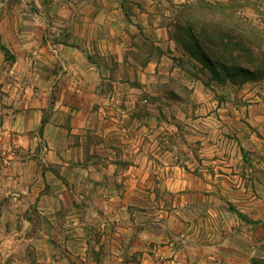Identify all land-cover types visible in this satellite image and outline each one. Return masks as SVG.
Masks as SVG:
<instances>
[{
  "label": "crops",
  "instance_id": "obj_1",
  "mask_svg": "<svg viewBox=\"0 0 264 264\" xmlns=\"http://www.w3.org/2000/svg\"><path fill=\"white\" fill-rule=\"evenodd\" d=\"M186 2L189 0H120L107 7L113 12L106 11L105 19L103 9L93 5L86 19L93 26L92 32L77 38L90 47L71 46L76 63L70 60L69 52L45 50V56L61 61L54 74L57 77L45 83L52 89L54 102L46 88L35 89L36 98H42L39 104L16 108L10 101L0 114V159L2 151H12L5 162L0 160V264H52L54 259L47 251L57 250L58 243L74 260L93 244L99 251V264H230L229 255H237L213 241L215 230L217 240H221L222 228L208 226L214 210L202 203L222 194L226 200L241 203L247 212L244 209L249 203L261 202L260 187L256 189L254 182L252 192L241 174L250 168L245 154L256 158L255 145L250 151L243 146L262 133L264 98L261 85H254L255 81L241 84L252 87L239 97L205 94L209 86L219 83L210 79L208 68L197 57L177 48L172 31L175 20L164 16ZM258 2L246 7L254 12L257 7L264 10V0ZM123 10L129 11L128 16ZM100 58L109 62L105 66H110L106 71H111L112 78L108 80L125 85L129 94L123 98L126 114L122 117L126 125L128 118L129 123L136 122L135 132L130 134L137 137L125 149L131 156L129 163L118 164L99 156V150L107 149L103 144L84 149L82 139L90 133L91 116L75 119L56 111L64 104L57 101L55 89L68 87L71 79L82 85L77 88L80 93L98 90L100 79L105 80L101 78ZM72 73H76L75 78ZM153 83L191 85V96L188 101L166 93L145 98L132 93L138 89L130 87ZM48 103L53 107L43 114ZM135 107L139 112L133 114ZM107 118L93 115L95 126L106 127ZM74 136L79 138L77 145L71 143ZM171 138L170 147L167 143ZM164 155L170 159L162 160ZM153 183L177 187L173 192L195 196L201 203L181 210L174 192V196L168 195L173 204L156 202L155 208H150L144 205L145 195L139 193V204L136 199L135 203L129 200L133 205L129 204V211L123 209L127 208L123 203L128 201V186L132 193ZM123 186L126 191L119 194ZM189 217L203 221L199 225L185 223L183 219ZM37 220L39 226L35 225ZM123 230L125 236L121 235ZM90 232L98 239H91ZM199 234L205 238L193 241L192 236ZM23 248L32 253L30 259L17 253Z\"/></svg>",
  "mask_w": 264,
  "mask_h": 264
},
{
  "label": "rangeland",
  "instance_id": "obj_2",
  "mask_svg": "<svg viewBox=\"0 0 264 264\" xmlns=\"http://www.w3.org/2000/svg\"><path fill=\"white\" fill-rule=\"evenodd\" d=\"M119 2L120 0H0V44L8 49L7 58L0 50V114L5 113V108L11 104L10 101L15 103L16 108L24 107L25 104H39L42 98H36L35 89L46 88L44 91L51 93V102H54L52 89L45 83L48 78L57 77L54 74L61 61L57 58L53 59L49 55L45 56V50H59L65 54L69 52L70 60H75L73 62L76 63L77 55L75 58H71L73 50L71 46L77 48L84 45L87 49L90 47V43L83 44L78 42L77 38H85L88 33L92 32L93 26L86 19L92 13L93 5H98L103 9L102 13L105 19L106 14L113 12L109 9L106 10L107 7ZM251 4L259 5V2L258 0L243 2L242 0H224V2L223 0H189L183 7L172 9L164 14L169 19L175 20L172 31L177 41V48L183 49L189 56L197 57L208 68L210 79L219 83V85H211L208 90H205L206 93H204L209 97L223 99L239 97L241 92L252 87V85L242 86L241 84L248 81L254 83L255 81L254 85H261L259 88L261 96L264 98V10L257 7L254 12L250 7H246ZM106 11L108 12L105 14ZM123 11L128 16L129 11ZM160 13L163 14L164 11ZM195 41L199 50L196 48ZM204 54L225 66L226 70L224 71L215 64L219 77H223L221 80L214 78ZM99 60V66H102L100 71L103 73L101 78L105 80L100 79L99 84L96 85L98 90L80 93L77 88L82 85H77L74 79H71V85L68 87L60 86L61 88L55 89L57 101L64 104V107H58L56 111L58 115L74 116L75 119L81 115L91 116L90 133L82 139L85 143L84 149L93 148L96 143L103 144L107 149L99 150V156L114 160L118 164L129 163L131 156L129 150L127 152L125 149L127 146L129 148L130 142L137 141V137L130 134L135 132L136 122L129 123L128 118V125H126L125 119L122 117L123 114H126L123 98L125 95L129 97V94L126 92L125 85H113L108 80L112 78L111 71H106L107 68L111 69L110 66H105L109 65V62L101 58ZM201 69L202 67L199 66V73L203 74ZM241 69H247L250 73L241 72ZM71 75L73 78L76 77V73ZM167 84L142 85L143 89L139 88L140 85H130V87L138 89L137 91L133 90L132 93L135 92L137 96L139 94L145 98H153L166 93L169 97H178L188 101L191 96V85ZM2 98H4L3 101ZM52 107L53 105L48 103L43 114L44 112L48 114ZM131 111L136 114L139 109L135 107V110ZM127 112L129 115V109ZM96 114L105 118L111 117L112 119H107L112 123L107 120L106 127L102 128L103 124L99 123L96 127L93 120V115ZM262 122L264 123V120ZM126 126L128 131L125 132ZM261 131L258 139L254 141L249 139V142L247 140L243 146L246 151H250L249 149H253V145H255L256 158L253 155L245 154L250 168L242 171L241 174L249 181L247 182L248 187L252 192L254 182H256V189L260 187L261 202L249 203L244 209L247 212L242 210L241 203L226 200L222 194H215L213 201L202 203L203 205L208 204L214 210L213 216L208 219L210 220L207 222L208 226L214 225L222 228L221 240H217L219 238H217L218 234H215V230L212 236L213 241L220 243L221 247L237 253V255H229L230 264H264V124ZM70 140L74 145L80 143L79 138L75 136ZM0 141H2L1 138ZM167 144L171 147L173 139H169ZM12 148L15 149L14 146ZM11 152L7 149L4 154L2 151L0 160L5 162L6 155L12 154ZM181 152L185 154L183 149ZM87 155L89 154L87 153ZM91 157L93 158L94 155L92 154ZM151 157L157 160L154 155ZM169 159L168 155L162 157V160L168 161ZM125 188V186L120 187L119 194L125 193ZM127 188L128 201L123 203L127 208L123 209L129 211V200L134 202L133 200L136 199L135 202L139 204L138 200H141L139 198L141 194L146 197L143 200L144 205L150 208H155L156 202L158 205L160 203L165 206L173 204L168 195L174 196L172 193L177 187L153 183L142 191H133L132 193H129V186ZM175 194L176 204L180 203L181 210L188 211L192 209V206L201 203L199 198L194 199L195 196L183 193L178 195L177 192ZM155 196L159 197L154 198ZM201 220L191 217L183 219L185 223L195 222L197 225ZM35 225L39 226L40 221H35ZM182 230L185 231V228ZM125 233L127 232L121 231V235ZM90 235L91 239H98L97 234L90 232ZM203 238L205 236L202 234L192 236L193 241H201ZM121 241L125 242L126 246L129 245L128 241L126 242L124 239ZM58 245L60 247L57 250L47 251L49 256L52 255L51 260L54 259L52 264H99V251L93 248V244L90 246L91 249L87 248L86 253L76 260L69 256L71 253L67 248L62 247L61 243ZM17 253L28 259L32 257V253L25 251L24 248L17 250Z\"/></svg>",
  "mask_w": 264,
  "mask_h": 264
},
{
  "label": "trees",
  "instance_id": "obj_3",
  "mask_svg": "<svg viewBox=\"0 0 264 264\" xmlns=\"http://www.w3.org/2000/svg\"><path fill=\"white\" fill-rule=\"evenodd\" d=\"M197 41V40H196ZM195 41V45H196V48L199 50L200 48H199V46H198V44H197V42ZM0 50L3 52V54H4V56H5V58H7L6 57V55H7V53H8V49H7V47L6 46H4V45H2V44H0ZM205 56H206V59L208 60V64H209V66H210V68H211V71H212V74H213V76H214V78H216L217 80H221L222 78L221 77H219V73L217 72V69H216V67H215V64H216V66H218V67H220L221 69H223L224 71L226 70V68H225V66L223 65V64H221V63H218L219 61H214V60H212L209 56H207V54H204ZM8 56V55H7ZM9 56H11V55H9ZM216 62V63H215ZM241 72H244V73H250L249 71H247V69H241L240 70Z\"/></svg>",
  "mask_w": 264,
  "mask_h": 264
}]
</instances>
